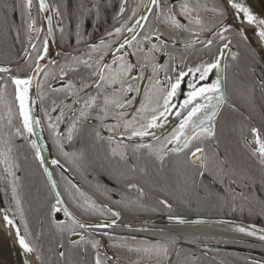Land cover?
<instances>
[{
	"label": "snow or ice",
	"instance_id": "1",
	"mask_svg": "<svg viewBox=\"0 0 264 264\" xmlns=\"http://www.w3.org/2000/svg\"><path fill=\"white\" fill-rule=\"evenodd\" d=\"M222 3L230 5L236 13L242 12L243 19L248 23L256 20L238 0H222ZM36 4L37 0H0V13L3 16L0 32L6 38H13L14 34L15 44L22 43L20 33L23 29L31 49L24 46L23 58L19 53L15 58L6 57V64L0 66V100L4 99L7 89L13 87L14 101L18 102V116L22 121L9 139L22 137L30 143L34 149V160L42 169L51 196L41 208V231L33 235L28 223L24 222V208L18 195L19 177L16 171L20 170V166L6 154L12 151L10 146L6 152L0 151V156L4 157L0 163L6 165L5 179L12 177L11 199L15 202L21 222H24L23 232L15 216L9 218L7 207L3 209V219L7 225L15 228L16 240L25 254H33L37 264H45L43 249L34 241L39 240L46 230L53 237L48 251L55 257L54 260L50 257L48 264H120V250L126 247L127 242L105 245L102 243L103 237L110 241L114 237L107 231L101 235L98 230L113 228L121 218V211L113 210L102 202L98 204L86 195L66 174L73 165L76 170L91 168L92 172H98V168L103 169L106 179L96 180L95 189L109 200L119 189L121 181L127 178V189L136 190L139 196L137 200L127 203L116 201L124 207L144 208L142 199L146 195L145 188L133 182L129 174L149 175L150 162L158 174L157 185L161 191L169 188L179 192L181 203L191 206L193 199L215 198L222 205L229 206L233 213L237 208L241 213L245 210L251 212L255 206L264 212V29L253 32L260 41L259 52L247 32L237 29L240 40L247 42L250 56V63L241 72L238 68L241 53L238 48L232 50L233 42L226 35L232 31L231 26L223 22L227 18L226 8L219 9L222 23L213 30L205 27L198 3L191 7L187 2L180 3L177 12L176 0H144L145 6L137 19L139 5L129 9L127 0H120L118 10L112 17L119 26L113 24L110 29L106 28L96 42L91 39L94 33L87 31V17L94 15L93 26L98 28L101 13L112 6L111 0H95L92 3L79 0L75 4L73 0H63L51 5L46 0H38V14H44L42 19L47 22L45 38L38 48L36 43H32V34L35 33L36 37L41 34L37 19L32 14ZM129 10L130 16L127 15ZM212 11L216 12L217 8L214 7ZM179 17L186 18L187 23H182ZM53 19L59 26L62 44L60 51L49 55L51 42L47 37L54 34ZM65 20L69 25L75 21L74 29L66 28ZM120 20L123 23H119ZM256 22L264 25V20ZM194 26L197 31H193ZM185 33L195 38H185ZM201 34L205 35V39H199ZM196 45L200 46L207 59L201 58L194 67H188L185 54ZM65 48L71 50L65 51ZM229 50L230 56L226 57L225 52ZM257 56L260 58L257 59ZM56 57H60L63 63ZM45 60L47 65L42 67ZM177 60L178 66L175 63ZM32 63L35 67H31ZM23 65H29V71H25ZM48 65L58 67L59 72L45 71ZM149 68L151 75H148ZM161 70L167 82L165 87H161L164 81L158 77ZM214 70L215 80L197 84V79L206 81ZM21 72H24L23 77L19 75ZM41 73L45 80L35 87L42 89L43 84L50 90V104L44 106V117L49 121L47 127L59 153L50 163L65 181L63 191L54 178V170L45 166L42 148L36 140L31 139L36 129L41 127L42 119L32 114L36 101L30 98L29 91L34 79ZM171 74H175L174 82ZM189 75L192 76L188 81L190 91L180 107H191L178 128L159 145L138 142L136 138L142 140L154 135L150 130L162 126L161 118L171 111V98L180 88L181 81ZM50 76L53 82H60L59 87L48 82ZM145 79L151 82L148 88L139 83ZM230 88L238 92L241 102L229 99ZM142 90L144 98L139 101V107H135L134 102L138 97L132 93ZM201 100L205 102L201 103ZM43 101L41 96L42 104ZM224 106H227V114L222 110ZM11 114L12 106L9 105L10 127L13 126ZM256 116L261 119L260 125L254 123ZM62 124L66 125V129H61ZM25 133L29 135L25 136ZM0 143L7 145L9 141L0 140ZM69 146L73 147L72 151L67 150ZM97 146L102 151L96 150ZM89 149L96 150L92 159H89ZM60 157L64 158L69 169L61 164ZM141 161L145 162L141 164ZM92 179L95 180V177ZM109 181L112 182L111 187ZM69 201L73 208L82 210V214L107 213L112 219L98 223L81 220L69 211ZM152 211L166 216L169 224L207 223L203 219H189L175 214L173 203L167 197L158 199ZM61 212L65 219L60 218ZM223 223L231 224V221ZM123 227L131 230L130 225ZM234 227L236 232L264 242V228L255 225ZM77 228L81 231L78 232ZM87 229L94 232L87 233ZM148 230L147 227L138 229ZM160 231L163 232L162 229ZM98 235L101 238H97ZM132 239L135 240V237ZM198 239L184 238L181 243L180 236L169 235L164 242H144L134 249L128 248V251L149 259L155 257L156 264H198L194 252L184 251L185 244H195ZM109 247L113 249L111 255L108 254ZM24 264H29L27 259ZM246 264H264V258L259 261L252 259Z\"/></svg>",
	"mask_w": 264,
	"mask_h": 264
},
{
	"label": "flooded vegetation",
	"instance_id": "2",
	"mask_svg": "<svg viewBox=\"0 0 264 264\" xmlns=\"http://www.w3.org/2000/svg\"><path fill=\"white\" fill-rule=\"evenodd\" d=\"M49 5H51L53 2L56 3H62L63 0H47ZM79 0H73V3H78ZM95 2V0H85V3H92ZM187 2L189 3V6L199 4V14L200 17L205 21V27L206 28H212L213 30L218 29L221 26V19L219 17V9L225 8L224 5L220 0H176V11L179 12V4ZM120 3V0H111L112 6L106 11L101 13L100 20L97 22L99 24V27L93 26V16L87 17L86 20V27L87 31L94 33L92 36V40L98 42L101 36L104 33V30L110 29L113 24H116V26H119V24L112 19L113 15L115 14V11L118 10V5ZM127 3L129 5V9L136 8L137 5H139V9H137V19L139 17L140 11L142 10V7L144 5V0H127ZM217 8L216 12H213V8ZM63 11V9H62ZM95 10H93L94 13ZM33 16L37 19V27L41 28V34L39 37H36L35 33L32 34L33 39L32 43H36L37 47L40 48L43 39L45 38V34L47 31V22L42 19L43 14H38V0L36 6L33 8L32 12ZM127 15H131V10L127 12ZM150 15V14H149ZM195 15V13H193ZM182 21V23H187V19L184 17H179ZM226 22L228 25L231 26L232 31L230 33H227V37L229 40L233 42V27L229 20L228 13ZM17 23H19V15L17 13ZM74 23L73 21L72 25H69L68 20L64 21V25L66 28L73 27L74 29ZM119 23H123V20H120ZM0 28H2V21L0 19ZM53 25V36L55 40V46L54 47L50 37H47V39L51 42L50 46L52 47L50 55H54L57 51L61 50V44L60 41V29L57 25L56 19H53L52 21ZM197 27L194 26L193 31H197ZM141 31V29H140ZM125 35L127 33L125 32ZM185 38H191L194 39V36H190L188 33L184 34ZM14 38V34H13ZM13 38H6L2 32H0V66H4L6 64V57L11 56V58H15L16 54H21L23 52L24 46L30 45L28 42V36L24 32L23 29H21L20 33V40L22 43H15L13 44ZM199 39L203 40L205 39V35L201 34ZM72 43H74V37L72 40ZM217 44H219V41H217ZM11 49V52H10ZM65 51H70L71 49H64ZM215 50V48H214ZM232 50H236L234 47ZM230 51L225 52V56H230ZM188 57L187 65L188 67H194L196 63L199 62L201 58L207 59V55L204 52L200 51V46L196 45L194 49H190L188 53L185 54ZM35 59V53H33V60ZM56 59L63 63V60L60 57H56ZM43 63L44 65H47V60H45ZM176 65H179V60H177ZM240 64V63H239ZM243 64V63H241ZM15 67V65H13ZM31 67H35V64L32 63ZM23 68L25 71H29V65H23ZM45 71L51 72H59V68L55 66L48 65L46 68H44ZM187 71V68L184 69ZM234 70V69H233ZM23 77L24 72L19 73ZM148 75H151V69H148ZM173 76V82L175 79V74H171ZM159 79L164 81V83L161 85V87L167 86V82L165 81V74L163 70H161L158 73ZM192 79V76H187L184 80L181 81L180 88L177 89L175 96H173L170 100L171 111L165 113V117L161 118L162 126L158 128H154L150 131H152L154 134L158 131H162L164 128H166L169 124H172V127L170 128L169 132L159 138L156 139H150L151 136L144 137L142 140L140 138H136L138 142L140 143H151L153 145H159L165 137L170 136L172 131L176 128H178L179 123L184 117L187 115V111L189 109H183L180 107V105L183 103V101L187 98V92L190 91L188 88V81ZM216 79L215 70L211 73H209L208 79L204 82H200L197 79V84L200 83H211L213 80ZM45 80V77L41 73L36 80L37 83H42ZM48 82L53 83L54 87H59L60 82L57 80L55 82L52 81L51 76L48 78ZM144 88L150 87V81L145 79L143 81H140ZM35 84V86H36ZM39 92V95L37 94ZM230 100H237V102H241L239 99V94H234L235 91L233 89H229ZM132 95L137 96V101L134 102L135 107H139V101L143 100V90L140 93H132ZM41 96H43L44 101L43 104L41 103ZM50 90L47 89L46 86H43L42 89H37L35 87V99H36V105H37V117L38 119H42V125L41 129L43 132V135L46 139V142L50 148V159H49V167L50 170H54V166L51 165L50 161L53 158H56L59 153L57 151L56 146L53 143V137L50 135V131L47 127L48 119L44 117V106L50 104ZM201 103H204L205 101L201 100ZM161 104H163V100L160 101ZM9 105L12 106V114L11 119L13 121V126H9ZM225 111V114H227V106H224L222 109ZM58 113H53L52 115H56ZM195 119V118H194ZM254 123L256 125L261 124V119L258 116L257 119L254 120ZM22 125V121L20 120L18 116V102L14 101V88L9 87L7 89V93L4 96L3 100H0V140H8L9 143L7 145L0 143V151H5L8 146L12 148V151L10 153H6L9 157V159L19 164L20 170L16 171L15 169L13 171H16V175L19 177L18 181V195L20 199L22 200V206L23 208H38L41 210L42 206L44 205V202L51 199L50 192L48 190L47 184H46V178L42 175V169L38 167V163L34 160V149L31 148V145L28 141L24 140L22 137H13L9 139V136L11 133L15 132V128ZM61 129H66V125H61ZM29 135L28 133H25V136ZM31 139H33L31 137ZM67 143V142H66ZM68 151H72L73 147L69 146L67 148ZM96 150L102 151V148L100 146H97ZM96 150L89 149V159L94 158V152ZM3 156H0V160H3ZM61 164H64L65 169H69V165L65 162L63 157H60ZM145 161H141V164H143ZM6 165L4 163H0V205L3 208H9V216L10 218H13L15 216L14 210L16 209L15 202L11 199L12 198V185L10 183L12 177H5L7 176L5 172ZM85 167L87 165L85 164ZM98 167V165H97ZM148 171L149 175L147 176H141L139 173L136 174H129V177L132 178L133 182H136L143 186L145 188L146 195L143 197L142 202L144 204L143 209H138L136 207H124L122 204H117L116 201H124L125 203L129 201H135L138 199L139 194L136 192V190H128L126 187L127 178L123 179L119 185V189L114 191L111 200H109L106 196L100 195L96 192L95 189V183L96 180H103L106 179V174L103 169L98 168V172H92L91 168H87L86 171L83 169L76 170L75 166L73 165L71 167V170L67 171V176L71 178L77 185L81 188L82 191L85 192L86 195L92 197V199L96 200L98 204L101 202L105 205H107L109 208H112L113 210H120L121 211V218L117 220L116 225L113 228L109 229H101L98 230L99 233L102 235L103 231H107L110 236L114 237L113 240H109L107 237H103L102 243L105 245H109L112 243L115 244H122L125 241L127 242L126 247L122 248L120 250L121 254V262L120 264H156L155 257L152 259H149L146 256H141L135 253L134 251H128V248H135L140 246L142 243H155L157 241L164 242V238L161 235H158L154 230H164L163 227H161L164 224H169L166 216L162 214H158L152 211L153 207L156 205V202L158 199L167 197L170 201H172L173 204L177 207V215H180L182 217L186 218H204L208 220H223V221H231L230 226L235 229L234 226L236 225H255L256 227L264 228V212H261V209L259 206H255L251 212L245 210L243 213L237 208V210L233 213L229 206L222 205L221 203L217 202L215 198L211 199H202L197 201L196 199L192 200L191 206H188L186 203H181V194L177 191H174L173 189L165 188L163 191H161L159 186L153 187V181L157 182V176H155V180L153 179V174L156 172V169L152 166L150 162H148ZM156 174V173H155ZM92 177H95V180L92 179ZM54 178L58 181L60 184L61 191H63L65 187V181L61 178L60 172L58 170H54ZM162 182V181H161ZM112 182L109 181V186L111 187ZM33 198H32V197ZM208 205V212H215V214L220 215L218 217L212 216L209 213L208 215H201V206ZM67 206L69 207V211H72L74 215H77V217L81 220L88 221V222H104V221H110L112 217L105 213L104 215H100V212H96L95 214L88 212L83 213L82 210H77L73 208L71 202L69 201ZM103 211V209H101ZM217 211V212H216ZM61 219H65L63 216V213L60 214ZM15 217V221H16ZM19 223L18 221H16ZM130 225L131 230L129 228H124L123 225ZM229 224V223H227ZM195 226L193 224H186ZM20 226V225H19ZM142 227H147L148 231H138V229ZM189 227V226H188ZM182 235L181 237V243H183L184 238L192 239L194 237H198V241L195 244H185L184 245V251L185 252H194L198 260L201 258V253H205L204 255H207L208 257L213 258L209 251L213 249H221V252L225 253L228 262L226 264H246V261L248 260H261L264 258V250L260 247L261 241H259L255 237H249L246 234H239V235H231L226 238V243L221 245H214L212 242L214 241L211 237H205V236H198V235H183L185 232V226L180 227ZM77 231H81L77 228ZM87 233H93V229H87ZM132 237H135V240L132 239ZM97 238H101L100 235L97 236ZM202 243V244H201ZM103 251V249H101ZM113 249L109 247L108 254H112ZM182 259V258H181ZM199 264V261H198Z\"/></svg>",
	"mask_w": 264,
	"mask_h": 264
},
{
	"label": "trees",
	"instance_id": "3",
	"mask_svg": "<svg viewBox=\"0 0 264 264\" xmlns=\"http://www.w3.org/2000/svg\"><path fill=\"white\" fill-rule=\"evenodd\" d=\"M0 19L3 20L2 13H0ZM1 26V25H0ZM92 38V37H91ZM246 41H241L240 37L237 35V31L233 28V45L235 48H238L241 53L240 64L238 68L241 72L245 69V66L250 63L249 49L246 48ZM257 59H259L257 57ZM243 63V64H241ZM236 68H234V71ZM234 94H238L235 91ZM258 116L255 117L257 119ZM156 173V174H155ZM158 175L157 172H154L153 179L155 180V176ZM162 184V182H161ZM157 182L153 181V187H156ZM32 197V196H31ZM33 198V197H32ZM175 214H178L177 207L173 204ZM208 205L201 206V215H208L209 213L212 216H220L215 214V212H208ZM217 212V211H216ZM43 218V213L38 208H24V222H27L29 225V230L33 235H38L41 231V220ZM185 226V232L183 235H198L213 238L214 245H221L226 243V238L231 235H239L240 233L236 232L234 228L227 223H215V222H207L205 224L195 225L194 227L191 225H176V224H164L161 227L164 228L161 233L160 230H154L158 235L163 236L164 240L168 238L169 235H177L181 236L182 232L180 227ZM189 226V227H188ZM32 239V236L29 237ZM52 235L45 230L44 235L39 239L34 241L38 247H42L45 264H48V260L51 257L53 260L55 259L54 255L48 251L49 247L52 246ZM202 244V243H201ZM260 247L264 250V242L260 243ZM209 254L213 257H208L207 255H201V258L198 260L199 264H226L229 263L225 253L221 252V249H213L209 251ZM249 261V260H248ZM258 261V260H257Z\"/></svg>",
	"mask_w": 264,
	"mask_h": 264
},
{
	"label": "bare ground",
	"instance_id": "4",
	"mask_svg": "<svg viewBox=\"0 0 264 264\" xmlns=\"http://www.w3.org/2000/svg\"><path fill=\"white\" fill-rule=\"evenodd\" d=\"M239 3L246 5L244 0H238ZM231 19L235 22L238 29H243L247 32L249 38L252 40V43L256 46L257 52L260 51V41L257 37L253 35L255 30L264 29V25L258 24L256 21L263 20L257 15L251 13L256 20L252 23H248L243 19V13H236L235 9H232ZM243 20V23L241 21ZM52 47L50 46V52ZM49 52V55H50ZM4 212L0 209V258L8 261L11 264H24V260L27 259L29 264H36L32 254H25L19 247V244L15 237V229L12 226H9L5 223Z\"/></svg>",
	"mask_w": 264,
	"mask_h": 264
},
{
	"label": "water",
	"instance_id": "5",
	"mask_svg": "<svg viewBox=\"0 0 264 264\" xmlns=\"http://www.w3.org/2000/svg\"><path fill=\"white\" fill-rule=\"evenodd\" d=\"M220 1L222 2V0H220ZM244 1L246 3V5H244V6L247 7L251 13L257 15L258 17H260L261 19L264 20V0H244ZM46 2H47V0H46ZM223 5L227 9L228 17H229V20H230L233 28L237 31L238 27L235 24V22L231 19L232 13H233L231 6L225 5V4H223ZM144 6H145V4L143 5L142 10H143ZM144 14L149 15L148 13H144ZM138 19H139V17H138ZM142 23H144V22L142 21ZM137 31H140V29H137ZM50 39H51L54 47L56 48L54 36H51ZM257 57L260 58L259 56H257ZM44 64L45 63L42 62V67L44 66ZM37 77L34 79L33 86H32V88H30V91H29L30 98L34 99L35 101H36V99H35V84H36ZM32 114L35 116V118L38 119L36 103H35V105L32 106ZM171 127H172V124H169L162 131H158L157 133H155L152 137H150V139H156V138H159V137L167 134ZM31 137L34 140H36L38 143V146H40L42 148V150H43L42 155L46 159V165L45 166L49 167V159H50L51 153H50V148H49V146L46 142V139L43 135L41 127L36 129V134L31 136ZM49 169H50V167H49ZM0 200H1V196H0ZM189 219H203V220H206L207 222H215V223H223L224 222L223 220H217V219H214V220H208V219H204V218H189ZM0 264H11V263L0 258Z\"/></svg>",
	"mask_w": 264,
	"mask_h": 264
},
{
	"label": "rangeland",
	"instance_id": "6",
	"mask_svg": "<svg viewBox=\"0 0 264 264\" xmlns=\"http://www.w3.org/2000/svg\"><path fill=\"white\" fill-rule=\"evenodd\" d=\"M0 209L3 210V208L1 207V205H0ZM14 213H15V217H16V219H17L16 221L19 222L21 232H23L24 222H21V220H20V215H19V213H17L16 209L14 210ZM9 218H10V216H9ZM14 229H15V228H14ZM32 255H33V254H32ZM33 257H34V256H33ZM34 261H35V260H34ZM35 263L37 264L36 261H35Z\"/></svg>",
	"mask_w": 264,
	"mask_h": 264
}]
</instances>
